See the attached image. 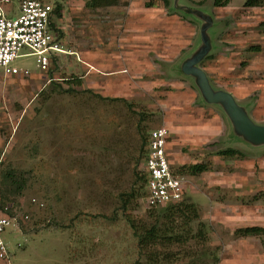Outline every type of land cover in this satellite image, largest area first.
<instances>
[{
	"label": "rangeland",
	"instance_id": "1",
	"mask_svg": "<svg viewBox=\"0 0 264 264\" xmlns=\"http://www.w3.org/2000/svg\"><path fill=\"white\" fill-rule=\"evenodd\" d=\"M21 1L0 0V8L11 17ZM44 1L59 6L53 22L65 53L44 72L32 54L12 62L29 75L0 72V214L12 218L0 264H148L128 219L151 223L165 208L146 207L138 180L144 138L158 126L169 131L174 171L197 162L209 170L182 174V199L199 212L191 232L202 235L157 245L172 256L150 264H264V230L239 232L264 229V145L233 138L222 109L176 70L198 42V20L174 0ZM180 1L212 15L213 49L200 62L211 84L264 124V5ZM226 147L245 156L216 154ZM7 172L19 193L3 187Z\"/></svg>",
	"mask_w": 264,
	"mask_h": 264
},
{
	"label": "built area",
	"instance_id": "2",
	"mask_svg": "<svg viewBox=\"0 0 264 264\" xmlns=\"http://www.w3.org/2000/svg\"><path fill=\"white\" fill-rule=\"evenodd\" d=\"M54 7L44 0H22L18 14L7 17L0 8V72L4 75H29L26 68L12 62L19 56H36L39 72L49 69L53 56L65 53L58 32L51 23ZM169 131L165 126L151 129L147 135L142 172L146 174L144 202L146 207H161L182 200L184 177L174 171L168 158ZM12 218L0 214V257L7 249L1 237Z\"/></svg>",
	"mask_w": 264,
	"mask_h": 264
},
{
	"label": "trees",
	"instance_id": "3",
	"mask_svg": "<svg viewBox=\"0 0 264 264\" xmlns=\"http://www.w3.org/2000/svg\"><path fill=\"white\" fill-rule=\"evenodd\" d=\"M230 0H213L214 6H224L228 4ZM118 0H87L86 4L90 7H99V6H111L117 5ZM165 4H168V0H164ZM246 6H258L264 5V0H246L244 3ZM53 14L59 16V6L53 9ZM53 29L58 32L55 28V23H51ZM148 135V133H147ZM147 135L144 138V149L147 143ZM216 154L225 157V158H241L245 156V153L234 147H226L216 151ZM145 156V155H144ZM184 169L179 170L175 169V172L178 174L189 175H198L204 171L209 170L208 164L203 162L192 163L186 166H183ZM4 179L1 180L3 187L8 190L9 194H17L22 189V184L19 183L17 177L10 172L5 173ZM138 180L142 183V186L146 182V174L141 171L138 176ZM7 187V188H6ZM4 198V197H3ZM164 209H161L153 222L136 223L133 219H128L135 236L138 239V246L143 252H147V261L148 264L153 263L159 256H162L163 259H168L172 256L171 251L160 252L156 246L162 245L169 247L173 244H183L186 243L189 239L200 237L202 235V229H198L196 235L192 234L190 227L191 221L199 218V212L196 205L193 203L182 199L181 201L173 204H168ZM161 207H152V208H161ZM185 218L183 222L177 221L178 218ZM203 225L202 223H199ZM186 227V229H184ZM263 228L259 226H246L239 229L241 235L249 234H260L263 233ZM140 260H137L135 264H140Z\"/></svg>",
	"mask_w": 264,
	"mask_h": 264
},
{
	"label": "water",
	"instance_id": "4",
	"mask_svg": "<svg viewBox=\"0 0 264 264\" xmlns=\"http://www.w3.org/2000/svg\"><path fill=\"white\" fill-rule=\"evenodd\" d=\"M172 7L199 22L198 42L190 54L184 56L176 65L177 73L192 80L203 102L216 104L222 109L230 123L233 138L245 145L263 146L264 124L253 121L248 114L247 105L239 103L230 92L215 88L200 67V62L213 49L214 33L211 28L214 21L211 13L209 17L203 16L201 8L189 6L180 0H174Z\"/></svg>",
	"mask_w": 264,
	"mask_h": 264
}]
</instances>
